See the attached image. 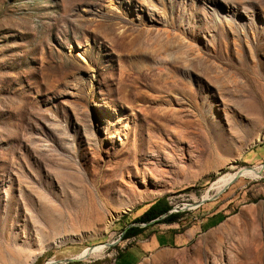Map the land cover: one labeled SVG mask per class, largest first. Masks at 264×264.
<instances>
[{"label": "rangeland", "instance_id": "1", "mask_svg": "<svg viewBox=\"0 0 264 264\" xmlns=\"http://www.w3.org/2000/svg\"><path fill=\"white\" fill-rule=\"evenodd\" d=\"M262 144L264 0H0V264H113L138 213L212 197ZM256 179L139 264H264Z\"/></svg>", "mask_w": 264, "mask_h": 264}, {"label": "crops", "instance_id": "2", "mask_svg": "<svg viewBox=\"0 0 264 264\" xmlns=\"http://www.w3.org/2000/svg\"><path fill=\"white\" fill-rule=\"evenodd\" d=\"M261 147H264V144L248 151L244 155L243 162L247 165H252L253 167L262 165L264 163V155L260 156V154L257 153L262 150L260 149ZM257 179H264V170ZM260 189L264 194V181L262 182ZM142 212L138 213L136 216L139 217ZM217 214V212H211L205 219L201 218L198 223L188 226L182 231L176 229V222L170 224H153L152 222L145 226H142L141 223L133 224L132 221L137 218L134 217L133 220L126 223L124 231L131 226L138 227L141 230L136 235L124 239L123 243L126 244V247L116 254L113 258V264H139L145 258L162 248L183 246L189 243L194 236L197 235L201 230V225L208 220L207 218H215Z\"/></svg>", "mask_w": 264, "mask_h": 264}, {"label": "trees", "instance_id": "3", "mask_svg": "<svg viewBox=\"0 0 264 264\" xmlns=\"http://www.w3.org/2000/svg\"><path fill=\"white\" fill-rule=\"evenodd\" d=\"M180 213H169V208L166 207L163 200H159L148 209H146L139 217L135 218L132 223H148L154 221L153 224H170L177 223ZM141 229L138 227H129L122 235L123 239L136 235Z\"/></svg>", "mask_w": 264, "mask_h": 264}, {"label": "bare ground", "instance_id": "4", "mask_svg": "<svg viewBox=\"0 0 264 264\" xmlns=\"http://www.w3.org/2000/svg\"><path fill=\"white\" fill-rule=\"evenodd\" d=\"M264 170V166L260 165L257 167H246L242 169V176L244 177H250V178H257L261 172ZM235 174V173H234ZM234 174H226L218 179H216L213 184L211 185L212 190H214L216 193L219 192L234 176ZM209 198L208 194H205L202 199ZM105 245H99L91 248H87L82 254L77 255L76 258H85L88 255H94V254H100ZM46 264H57L56 261H50Z\"/></svg>", "mask_w": 264, "mask_h": 264}, {"label": "water", "instance_id": "5", "mask_svg": "<svg viewBox=\"0 0 264 264\" xmlns=\"http://www.w3.org/2000/svg\"><path fill=\"white\" fill-rule=\"evenodd\" d=\"M264 164V163H263ZM263 164H262V166H263ZM242 169L243 168H241V169H239L235 174H234V176L232 177V179L219 191V192H217L215 195H213L212 197H210V198H206V199H202V200H200L199 202H197V203H195V204H189V205H187L186 207L184 206V207H182V208H179L178 210H173L172 212H179V211H183L185 208H190V207H198V206H200V205H202L203 203H205L206 201H208V200H211V199H216L217 198V196L222 192V191H224L227 187H228V185L229 184H231V183H233L234 181H236L240 176H242ZM171 213V212H170ZM152 222H154V221H151V222H148V223H143L142 224V226H145V225H149L150 223H152ZM105 246H111L112 245V243H105L104 244ZM91 248V247H90ZM81 259H83V258H69V259H67L66 260V262H70V261H79V260H81Z\"/></svg>", "mask_w": 264, "mask_h": 264}]
</instances>
